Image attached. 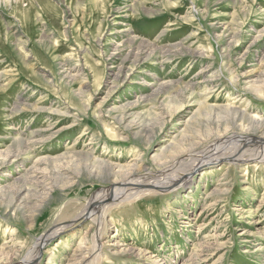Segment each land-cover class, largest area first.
Listing matches in <instances>:
<instances>
[{"label": "rangeland", "instance_id": "obj_1", "mask_svg": "<svg viewBox=\"0 0 264 264\" xmlns=\"http://www.w3.org/2000/svg\"><path fill=\"white\" fill-rule=\"evenodd\" d=\"M232 134L264 136V0H0V264L63 224L32 264H81L128 175L181 183L111 206L94 264H264V157L191 173Z\"/></svg>", "mask_w": 264, "mask_h": 264}, {"label": "bare ground", "instance_id": "obj_2", "mask_svg": "<svg viewBox=\"0 0 264 264\" xmlns=\"http://www.w3.org/2000/svg\"><path fill=\"white\" fill-rule=\"evenodd\" d=\"M257 139L258 142H254L250 141V139H243L239 134H232L227 136L226 138H220L211 142L206 148L198 152V154H200L199 159L196 160L197 162H195L194 164H191V173L197 168H201L202 166L207 165L209 162L213 163L216 161H228L230 163H235V160H238L240 158L236 155L248 146L254 147V151H256L257 156L260 157V159H263L264 136L263 138L257 137ZM237 143L241 144L238 147L233 148L232 145H235ZM233 157L234 160L232 159ZM166 171L168 172L169 169ZM166 171H163L164 175L169 178V174H166ZM163 178L161 177L159 179L152 180L149 178H145V176L136 177L135 175H128L121 182L109 183L105 189H102L88 202L79 217H81V219H89V221L95 227V232L92 238L91 247L88 250L85 249L87 250V253L85 254L86 256L84 258V261L81 264H94L99 258L100 248L98 242L101 238L103 219L107 210L111 206L123 201L135 199L144 193H148L150 191L152 192L153 189H159L163 186L176 187L181 183V181L178 179L169 178L165 180ZM65 226L66 225L64 224L57 225L48 233L44 234L40 239L37 240L27 256L15 264H32L34 261H36L41 254L42 248L45 247L50 237L55 236L58 233H62L66 228Z\"/></svg>", "mask_w": 264, "mask_h": 264}]
</instances>
